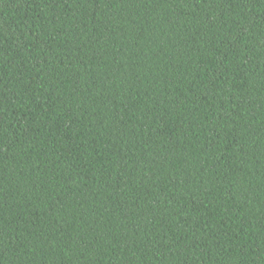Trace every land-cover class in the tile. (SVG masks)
<instances>
[{
    "label": "trees",
    "instance_id": "trees-1",
    "mask_svg": "<svg viewBox=\"0 0 264 264\" xmlns=\"http://www.w3.org/2000/svg\"><path fill=\"white\" fill-rule=\"evenodd\" d=\"M0 264H264V0H0Z\"/></svg>",
    "mask_w": 264,
    "mask_h": 264
}]
</instances>
